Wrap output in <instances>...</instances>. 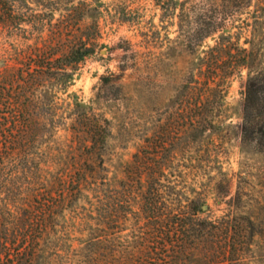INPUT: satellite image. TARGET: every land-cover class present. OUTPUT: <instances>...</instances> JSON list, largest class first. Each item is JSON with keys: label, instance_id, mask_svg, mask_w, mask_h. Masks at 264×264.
I'll return each instance as SVG.
<instances>
[{"label": "trees", "instance_id": "16d2710c", "mask_svg": "<svg viewBox=\"0 0 264 264\" xmlns=\"http://www.w3.org/2000/svg\"><path fill=\"white\" fill-rule=\"evenodd\" d=\"M198 2L159 7L165 26L178 20L191 56L168 100L184 106L193 137L207 131L213 137L228 110L232 81L245 72L241 140L264 152V0ZM103 5L0 0V166L13 156L29 166L34 182L26 195L38 203L37 212L22 214L34 220L36 235L23 234L14 248L0 236V247L10 264H184L193 258L242 264L255 225L238 207L213 220L202 216L201 198L158 199L155 174L143 163L137 169L146 171L145 196L140 188L136 198L115 195L111 122L70 92L80 65L99 47ZM163 187L169 196L176 186ZM128 211H135L143 232L119 247L115 234L123 231Z\"/></svg>", "mask_w": 264, "mask_h": 264}, {"label": "rangeland", "instance_id": "374dc122", "mask_svg": "<svg viewBox=\"0 0 264 264\" xmlns=\"http://www.w3.org/2000/svg\"><path fill=\"white\" fill-rule=\"evenodd\" d=\"M101 1L99 47L80 65L70 92L111 122L109 168L115 195L136 198L140 188L145 196L146 171L141 175L137 169L143 163L155 174L154 185L160 190L156 198H201L208 206L202 216L213 220L228 214L232 206L250 217L254 237L241 257L242 264H264V152L241 140L245 72L232 81L228 110L217 121L220 130L213 137L210 131L193 137V123L184 106L168 100L176 96L191 59L178 20L166 26L160 21L159 7L175 0ZM58 137L65 139V131H59ZM4 162L0 166V236L1 243L7 238L6 246L14 248L23 234L36 235L34 220L25 221L22 214L26 209L37 212L38 203L35 196L26 195L33 186V170L23 167L15 156ZM164 165L167 169L162 172ZM167 184L176 186L169 196L164 194ZM193 192L201 196H192ZM141 232L135 211H128L123 231L116 230L117 246L128 244ZM10 260L6 247H0V264ZM215 262L193 258L184 264Z\"/></svg>", "mask_w": 264, "mask_h": 264}, {"label": "water", "instance_id": "95a60500", "mask_svg": "<svg viewBox=\"0 0 264 264\" xmlns=\"http://www.w3.org/2000/svg\"><path fill=\"white\" fill-rule=\"evenodd\" d=\"M207 208H208V206H207V205H204V206H203V210H204V211H206V210H207Z\"/></svg>", "mask_w": 264, "mask_h": 264}]
</instances>
